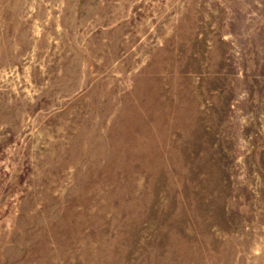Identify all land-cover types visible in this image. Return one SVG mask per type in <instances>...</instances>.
Here are the masks:
<instances>
[{"label": "rangeland", "instance_id": "rangeland-1", "mask_svg": "<svg viewBox=\"0 0 264 264\" xmlns=\"http://www.w3.org/2000/svg\"><path fill=\"white\" fill-rule=\"evenodd\" d=\"M0 264H264V0H0Z\"/></svg>", "mask_w": 264, "mask_h": 264}]
</instances>
